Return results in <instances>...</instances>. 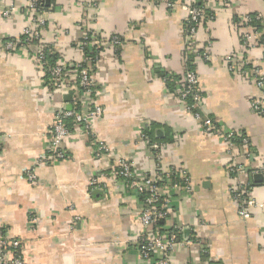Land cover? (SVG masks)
Here are the masks:
<instances>
[{"label": "crops", "instance_id": "obj_1", "mask_svg": "<svg viewBox=\"0 0 264 264\" xmlns=\"http://www.w3.org/2000/svg\"><path fill=\"white\" fill-rule=\"evenodd\" d=\"M84 9L78 0H45L46 43L60 59L78 62L74 46L91 28L103 38L119 36L123 44L101 54L95 74L94 102L103 115L92 122L95 136L110 149L95 157L87 141L72 132L65 140L68 157L45 161L49 130L57 112L80 95L78 85L54 90L33 58L5 54L0 46V227L11 242H20L27 264H147L131 247L141 234V205L121 180L111 175L113 163L125 160L138 174L156 169L146 126L165 144L163 167L185 168L193 191L180 200L170 224L185 227L183 239L196 236L208 246H179L171 264H264V208L243 220L229 188L228 146L206 132L186 104L172 94L155 69L183 75L188 60L182 6L198 0H176L173 11L150 0H92ZM214 14L197 34V46L208 48L211 61L197 60L203 95L201 110L225 131L246 137L264 158V119L252 109L257 86L223 61L245 56L264 67V52L244 53L235 17L259 14L264 25V0H200ZM30 0H0V33L21 36ZM12 10L8 18L1 12ZM264 27V26H263ZM209 46V47H208ZM84 102V100H83ZM245 167L249 162L239 156ZM44 161V162H43ZM35 176L30 180L28 174ZM248 177L251 194L264 204V175ZM241 179L247 180L244 175Z\"/></svg>", "mask_w": 264, "mask_h": 264}, {"label": "built area", "instance_id": "obj_2", "mask_svg": "<svg viewBox=\"0 0 264 264\" xmlns=\"http://www.w3.org/2000/svg\"><path fill=\"white\" fill-rule=\"evenodd\" d=\"M78 1L84 9L98 7V4L92 0ZM150 1L168 11H173L178 5L176 0ZM43 2L44 0H30L25 9L26 26L22 30V38H6L0 33V46L5 54L26 55L33 58L43 71L46 68L50 75L48 85L54 90L63 91L75 82L80 95L84 96V102L80 96H76L57 112L49 130L50 139L45 161H61L68 157L64 143L72 132L87 141L95 157L109 156V147L95 136L92 127L93 119L103 115V109L93 99L98 90L95 74L101 54L107 49H117L123 41L119 36L104 39L91 28L85 27L82 38L74 43L81 54L80 60L67 62L60 59L56 65L49 67L46 56L53 53L54 47L46 43L47 20L44 17ZM182 8L188 12V30L185 35L188 51L198 53L202 49L204 51L197 60L211 61L209 49L195 45L198 32L208 20L204 10L196 3L184 4ZM11 13L12 10L2 11V18H8ZM235 26L240 28V41L244 53L251 49L264 52V31L258 30L253 24L250 14L241 16ZM93 50L96 52V57L94 59L87 57V52L91 53ZM223 61L230 73H237L257 86L260 96L253 101L252 109L264 119V67L252 65L253 68L248 69L251 62L241 55L239 57L226 55ZM179 94L178 98L186 104L201 127L208 133L221 136L227 144L231 157L227 169L233 182L229 191L238 204L239 216L243 220L250 219L255 210L264 208V204L252 196V184L248 182V177L256 178L264 175V158L260 166L254 165L257 154L250 141L236 131H225L217 121L204 115L201 110L203 95L196 73L185 74L184 86ZM188 100H192V104ZM146 128L141 133V140L148 144L156 169L150 173L138 174L131 163L119 160L113 163L110 175L116 180L123 181L142 206L139 211L142 231L139 238L132 242V250L147 264H171L179 246L190 247L197 244L202 247L205 256L208 253V246L203 240H199L196 236L183 239L185 227L177 223H169L174 213H179L178 202L188 199L193 191L189 173L185 168L176 165L166 169L163 167L162 152L165 144L147 140ZM239 156L248 160V167L238 162ZM241 175L247 180H242ZM28 177L30 180L35 179L31 173ZM0 264H27L20 252V242L8 240L1 227Z\"/></svg>", "mask_w": 264, "mask_h": 264}, {"label": "trees", "instance_id": "obj_3", "mask_svg": "<svg viewBox=\"0 0 264 264\" xmlns=\"http://www.w3.org/2000/svg\"><path fill=\"white\" fill-rule=\"evenodd\" d=\"M44 9L46 10L47 9V5L45 4V0H44ZM196 5L199 7V8H202L204 10V13L205 15L207 16V21H213L214 20V14L211 13L210 11H208L205 7V5L203 4L202 1L198 0ZM250 18L252 19V22L253 24L258 28V30H261V31H264V25H263V20H262V17L259 16V14H250ZM259 18V20L257 19ZM211 19V20H210ZM239 19L240 17H235L233 22L235 24H237L239 22ZM238 29H240L238 27ZM187 30H188V24H187V20H186V24H185V35L187 33ZM19 38H22V36H20ZM105 39V38H104ZM111 39V38H110ZM123 41V40H122ZM197 45V43L195 44ZM241 46H242V43H241ZM205 48V47H204ZM204 50H199L198 53L196 52H189L187 50V54H188V60L186 61V71L183 75H176V74H170V73H167L165 71H162L161 69H158L156 68L154 71H155V74L158 78L162 79V81H165V85L167 86V89L169 90L170 93H174L175 92V89L178 87V84H180V88L182 89L183 86H184V76L185 74H187V72H194L197 74V59L199 56H201V54L203 53ZM87 57L89 58H92L94 59L96 57V52L93 50V52L89 53L87 52ZM47 58V62H48V66L49 67H52L54 65H56L59 61H60V57L59 55L57 54V52L54 50L53 53H50L49 55L46 56ZM205 64H208L210 63V61H206V62H203ZM253 66L252 64L250 66H248V69H252ZM74 69V68H72ZM45 74H46V77H47V80L49 81V73H48V70L45 68ZM198 75V74H197ZM179 93L177 95V97H179ZM190 104L192 100H188ZM146 136H147V140L151 141V142H159L157 140L154 139L153 135H152V132L150 131V128H148V126H146Z\"/></svg>", "mask_w": 264, "mask_h": 264}, {"label": "water", "instance_id": "obj_4", "mask_svg": "<svg viewBox=\"0 0 264 264\" xmlns=\"http://www.w3.org/2000/svg\"><path fill=\"white\" fill-rule=\"evenodd\" d=\"M258 177H260V176H258ZM258 177H256V179H260V178H258Z\"/></svg>", "mask_w": 264, "mask_h": 264}]
</instances>
